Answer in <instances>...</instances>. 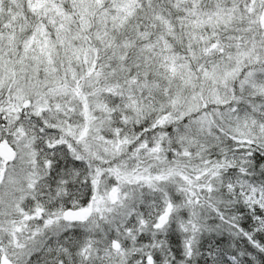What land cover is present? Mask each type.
I'll return each mask as SVG.
<instances>
[{"label": "snow or ice", "instance_id": "6c2138e0", "mask_svg": "<svg viewBox=\"0 0 264 264\" xmlns=\"http://www.w3.org/2000/svg\"><path fill=\"white\" fill-rule=\"evenodd\" d=\"M0 264H264V0H0Z\"/></svg>", "mask_w": 264, "mask_h": 264}]
</instances>
